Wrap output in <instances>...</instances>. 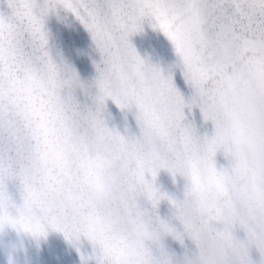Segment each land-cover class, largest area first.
Here are the masks:
<instances>
[{
  "label": "snow or ice",
  "instance_id": "snow-or-ice-1",
  "mask_svg": "<svg viewBox=\"0 0 264 264\" xmlns=\"http://www.w3.org/2000/svg\"><path fill=\"white\" fill-rule=\"evenodd\" d=\"M61 11L99 54L94 79L72 93L59 84L77 72L46 27ZM145 21L174 48L167 73L131 42ZM94 136L121 154L117 193L81 166ZM176 153L203 161L182 199L156 183L161 170L176 177L165 168ZM3 159L0 219L36 239L60 232L77 251L86 241L82 264H264V0H0Z\"/></svg>",
  "mask_w": 264,
  "mask_h": 264
},
{
  "label": "water",
  "instance_id": "water-1",
  "mask_svg": "<svg viewBox=\"0 0 264 264\" xmlns=\"http://www.w3.org/2000/svg\"><path fill=\"white\" fill-rule=\"evenodd\" d=\"M46 27L50 34V43L54 54L59 55L77 72L81 80L89 82L94 79L96 72L93 61L99 60V54L87 30L70 13L61 11L59 15H51ZM138 55L146 62L159 67L165 73L177 60L174 48L167 37L154 29L145 21L143 30L131 38ZM113 115H118L114 105H109ZM110 126L113 121H110ZM119 126V122L117 121ZM210 128V126H209ZM217 166H227L223 152L217 153ZM158 187L173 194L176 198H183L186 184L184 178L173 176L166 170L158 174ZM158 214L162 219L171 216L168 201H162L158 207ZM90 251L86 241L81 242L80 251L70 244L60 232L49 229L45 237L39 239L29 235H18L15 232L0 234V264H82L81 255ZM256 258V253L253 252Z\"/></svg>",
  "mask_w": 264,
  "mask_h": 264
},
{
  "label": "clouds",
  "instance_id": "clouds-1",
  "mask_svg": "<svg viewBox=\"0 0 264 264\" xmlns=\"http://www.w3.org/2000/svg\"><path fill=\"white\" fill-rule=\"evenodd\" d=\"M113 69L119 73L121 65H113ZM116 79L124 80L130 79V77L117 75ZM83 83L84 81L77 74L67 72L59 87L64 92L72 93L81 88ZM0 165L5 168L10 167L7 159L0 160ZM81 166L86 171L94 174L101 190L109 193H117L121 190L124 171L122 158L119 150L109 139L103 136H94L88 140L81 149ZM202 166L203 161L199 157L185 153H176L165 161V168L169 172L175 173L176 176H180L185 180L198 175ZM217 207L215 200L208 201L207 208L209 211L214 212ZM6 232L16 233V230L9 219L3 218L0 219V234ZM138 234L146 242L153 239V230L147 224L139 225Z\"/></svg>",
  "mask_w": 264,
  "mask_h": 264
}]
</instances>
